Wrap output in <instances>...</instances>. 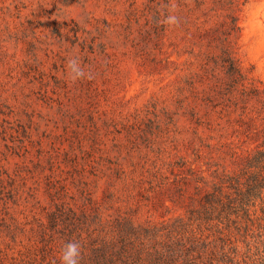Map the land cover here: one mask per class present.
<instances>
[{
    "label": "rangeland",
    "instance_id": "1",
    "mask_svg": "<svg viewBox=\"0 0 264 264\" xmlns=\"http://www.w3.org/2000/svg\"><path fill=\"white\" fill-rule=\"evenodd\" d=\"M234 10L245 83L264 82V0H0V264L27 261L55 203L162 226L200 185L189 167L237 169L254 102L205 68Z\"/></svg>",
    "mask_w": 264,
    "mask_h": 264
},
{
    "label": "trees",
    "instance_id": "2",
    "mask_svg": "<svg viewBox=\"0 0 264 264\" xmlns=\"http://www.w3.org/2000/svg\"><path fill=\"white\" fill-rule=\"evenodd\" d=\"M240 33L234 10L208 32L214 47L205 63L218 81L219 94L232 99L241 85L238 103L247 110L254 102L252 114L239 122L244 142L255 147L245 155L235 153L237 169L224 172L210 185L187 164L191 173H184V178L196 176L200 185L188 203L181 201L185 213L162 226L140 223L129 214L103 216L96 209L78 211L55 203L24 264H60L63 245L72 241L82 245L80 264H264V82L245 83L238 58ZM185 166L186 162L181 164L182 172ZM158 202L165 205V198Z\"/></svg>",
    "mask_w": 264,
    "mask_h": 264
},
{
    "label": "clouds",
    "instance_id": "3",
    "mask_svg": "<svg viewBox=\"0 0 264 264\" xmlns=\"http://www.w3.org/2000/svg\"><path fill=\"white\" fill-rule=\"evenodd\" d=\"M175 5H171V9H174ZM177 17L173 14H169L166 17L165 23L174 25L177 23ZM82 259V245L78 241L68 242L63 245L60 253V264H80Z\"/></svg>",
    "mask_w": 264,
    "mask_h": 264
}]
</instances>
